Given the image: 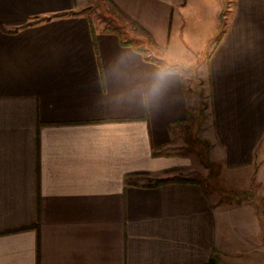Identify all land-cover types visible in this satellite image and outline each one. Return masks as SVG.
<instances>
[{
  "label": "crops",
  "instance_id": "1",
  "mask_svg": "<svg viewBox=\"0 0 264 264\" xmlns=\"http://www.w3.org/2000/svg\"><path fill=\"white\" fill-rule=\"evenodd\" d=\"M210 258L264 264V0H0V264Z\"/></svg>",
  "mask_w": 264,
  "mask_h": 264
},
{
  "label": "rangeland",
  "instance_id": "2",
  "mask_svg": "<svg viewBox=\"0 0 264 264\" xmlns=\"http://www.w3.org/2000/svg\"><path fill=\"white\" fill-rule=\"evenodd\" d=\"M104 9L105 11L100 6H89L87 8L89 13H91V15L94 16V19H95L94 23L96 25L98 24V25L108 26L109 24V25L116 26V23L112 22V20L109 17H107V15H110L112 13L118 16L120 15V13L117 12L116 9L110 6L109 7L105 6ZM97 21L100 23H98ZM187 74H189V72H187ZM199 74L200 73L198 71L194 72L195 83H194V86H192V89L196 90V93L200 95L202 103L207 108L209 107V104H210V96L207 93L205 94V91H206L205 87H202V83L203 81H205V79L203 78V76H200ZM188 80H189V76H186V81L188 82Z\"/></svg>",
  "mask_w": 264,
  "mask_h": 264
},
{
  "label": "clouds",
  "instance_id": "3",
  "mask_svg": "<svg viewBox=\"0 0 264 264\" xmlns=\"http://www.w3.org/2000/svg\"><path fill=\"white\" fill-rule=\"evenodd\" d=\"M165 80V74L162 72H158L155 77V82L153 84V90H159L164 83Z\"/></svg>",
  "mask_w": 264,
  "mask_h": 264
},
{
  "label": "trees",
  "instance_id": "4",
  "mask_svg": "<svg viewBox=\"0 0 264 264\" xmlns=\"http://www.w3.org/2000/svg\"><path fill=\"white\" fill-rule=\"evenodd\" d=\"M94 39L96 40V36L93 33ZM167 179L166 178H158L152 185H158L161 184L163 182H165ZM207 264H214V260L212 258H210L209 262Z\"/></svg>",
  "mask_w": 264,
  "mask_h": 264
}]
</instances>
